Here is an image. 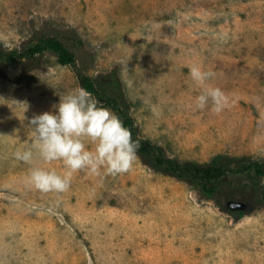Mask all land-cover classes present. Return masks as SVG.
<instances>
[{"label": "rangeland", "instance_id": "rangeland-1", "mask_svg": "<svg viewBox=\"0 0 264 264\" xmlns=\"http://www.w3.org/2000/svg\"><path fill=\"white\" fill-rule=\"evenodd\" d=\"M71 31L88 75L118 71L140 139L179 160H264V0H0L7 49ZM193 66L215 74L221 112L196 107ZM77 88L49 53L19 82L0 75V264H264V207L235 220L138 155L127 173L81 170L67 191L35 190L32 168L67 170L14 153L32 139L28 120Z\"/></svg>", "mask_w": 264, "mask_h": 264}, {"label": "trees", "instance_id": "trees-1", "mask_svg": "<svg viewBox=\"0 0 264 264\" xmlns=\"http://www.w3.org/2000/svg\"><path fill=\"white\" fill-rule=\"evenodd\" d=\"M83 41L74 32L40 34L20 49H7L0 43V75L19 82L23 73L39 67L46 53L57 62L69 65L81 88L92 93L98 106L111 109L138 142L137 155L149 168L174 177L219 206L235 220L252 210L264 207V160L247 155L216 153L207 161L179 160L167 156L164 149L137 134L118 71L90 76L78 65V52ZM223 203V204H222ZM241 203V204H240Z\"/></svg>", "mask_w": 264, "mask_h": 264}, {"label": "clouds", "instance_id": "clouds-1", "mask_svg": "<svg viewBox=\"0 0 264 264\" xmlns=\"http://www.w3.org/2000/svg\"><path fill=\"white\" fill-rule=\"evenodd\" d=\"M214 75L197 66L190 68L192 80L202 87L195 98L196 107L205 110L211 105V111L219 113L227 106L228 98L220 88L207 85ZM52 109L28 120L32 139L24 150L14 153L17 161L28 164L34 158L46 164L61 161L67 170L60 174L54 169L32 168L27 180L35 190L67 191L72 175L81 170L99 174L103 168L107 174L117 176L132 168L138 142L118 116L98 106L92 93L77 88L60 97Z\"/></svg>", "mask_w": 264, "mask_h": 264}]
</instances>
